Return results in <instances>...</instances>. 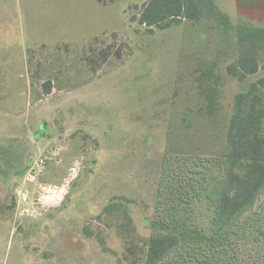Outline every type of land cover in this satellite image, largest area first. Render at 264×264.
I'll list each match as a JSON object with an SVG mask.
<instances>
[{"label": "rangeland", "instance_id": "obj_1", "mask_svg": "<svg viewBox=\"0 0 264 264\" xmlns=\"http://www.w3.org/2000/svg\"><path fill=\"white\" fill-rule=\"evenodd\" d=\"M149 1L0 0V264H145L157 223L209 230L235 97L264 76L228 67L264 0L165 29ZM234 229L160 264H264V190Z\"/></svg>", "mask_w": 264, "mask_h": 264}, {"label": "trees", "instance_id": "obj_2", "mask_svg": "<svg viewBox=\"0 0 264 264\" xmlns=\"http://www.w3.org/2000/svg\"><path fill=\"white\" fill-rule=\"evenodd\" d=\"M99 1L106 3L108 0ZM144 6L140 23L161 29L183 19L198 22L207 11L222 16L215 0H150ZM116 52L121 56V50ZM261 68H264V28H257L241 35L237 61L228 69L239 79H245ZM44 86L50 94L52 81ZM233 108L227 131L229 149L222 157L223 173L207 192L213 207L209 230L188 224L189 213L184 218L175 215L169 222L157 223L148 239L145 264H160L183 242L218 244L236 230L238 218L252 208L264 190V76L236 95ZM186 196V200L184 197L180 200L188 202Z\"/></svg>", "mask_w": 264, "mask_h": 264}]
</instances>
